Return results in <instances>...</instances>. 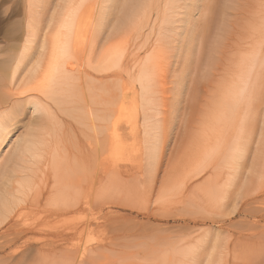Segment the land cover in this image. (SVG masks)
I'll return each mask as SVG.
<instances>
[{
	"label": "bare ground",
	"instance_id": "obj_1",
	"mask_svg": "<svg viewBox=\"0 0 264 264\" xmlns=\"http://www.w3.org/2000/svg\"><path fill=\"white\" fill-rule=\"evenodd\" d=\"M51 1L48 3V0H25L24 42L18 52L7 54L8 56L6 55V58L0 61V70L4 71V73L0 71V114L6 116V120H0V127L6 123L8 128L7 137L0 139V264H48L50 259H53V264H61L62 247L79 238L81 226L92 223L95 225L101 218L103 209L96 210L97 194L110 195L111 189L120 184V181L119 183L116 181L115 184L106 164L100 172H95L94 166H88L85 171L82 169L85 179H82L79 174L77 177L76 169H68L67 172L64 169H57L52 189L44 206H38L43 208V217H41L43 220L20 228L19 221L22 216H25L23 212H27V206L32 204L29 194L39 184L36 178L44 174L51 165L58 167L59 114L69 116L76 125L81 126L82 129L85 128L81 129L82 134L85 135L86 130L93 133L92 139L88 138L85 144L90 147L83 153L90 158L93 156L94 162L98 160L104 162L108 158L106 155L112 156L116 149L113 148L112 141H106V137L96 138L95 134L107 133L110 112L114 108L116 98L128 97L130 92L133 93L127 83L119 87L122 75L126 73L130 81L134 77L139 89L135 99L132 98V100L142 113L144 157L141 161L144 160L148 166L153 165L158 158L156 153L157 145L159 146L158 139L156 140L158 129L155 121L156 105L155 99H152V96L156 94L155 87L164 88L166 82H171L172 86L175 84V87L173 86L175 92L171 97L173 103L186 79L181 69L179 70L180 63L177 64L178 52L172 54V50L175 49L174 46L180 37L185 42L183 46H186L194 41L192 36H196L193 33L194 27L190 29L192 25L188 19L189 9L195 0H186L184 4L181 0ZM188 5L191 7L189 8ZM232 8L230 4L222 8L223 23L221 27L218 26L220 28L217 27L214 30L216 31L214 34L212 31L216 26H213V29L212 26H207L202 39L195 41V45L191 44L193 51L191 46L188 48L192 51L194 60V66H191L198 71V74L201 70L200 78L204 82L202 95V89L198 87V84L196 85L197 80H195L199 77L194 73L196 78L192 82L196 88H193L195 91L193 90L194 93H192L193 119L195 120L193 138L197 135L207 138L210 142L214 140V144L212 142L207 144L204 143L207 140L201 138L203 141L201 145L207 144V147L203 146L206 148L205 153H203L204 148L201 147V153L206 154L205 158L201 153V155L196 154L200 149L199 141L196 142V146L199 144L198 148L193 143L192 151L195 152L193 154L198 156H196L197 159L191 156L194 159L191 160L192 162L203 161L200 158L198 160L199 155L201 158L209 159L210 152H214L212 157L215 156L216 160L212 161L213 165L207 174L215 175L219 179H204L203 185L199 187L202 192H200L201 195L198 193L200 195L197 198L198 201L194 199L195 204H189L201 207L203 210L204 208H214L213 211L218 209L222 213L228 212V207H231V211L229 209L230 213L226 215L214 213L215 217L208 214L211 213L208 210H204L206 215L203 211L200 213V208V212H197L201 215H197V212L193 213L191 208L185 209L192 211L189 216L178 213V210L177 213L167 212V214L150 212L147 218H154L156 221L183 218L185 225L190 222L197 225L209 224L206 230H202L180 246L177 244V248L176 246L167 248L162 244L167 249L162 250L161 253L165 252V256L170 255L164 258V255L160 256L161 254L158 253L160 257L158 261L161 262L164 258L162 261L164 264H189L190 261L193 264H219L223 253L226 255V251L223 252V250L228 246H224L225 244L222 243L224 240L222 241L220 234L226 227L232 225L235 227L239 223L233 222L234 215L241 216L247 213L246 217L248 215L256 223L264 220V209L255 206L258 204L255 198L254 202L249 199L252 206L248 207L250 204L247 201H244L247 202L246 204L243 202V206H239L240 200L247 198L242 194L248 192H246L248 181H250L248 179L264 178V5L257 4L254 9L257 8L259 11L256 10L254 15L253 10H248L249 7L247 11L243 8L244 12L241 14L244 15L247 12L243 25L242 23L235 24L236 26L230 25L231 29L226 32V25L228 26L230 19H233L231 18L233 14L230 16L229 12ZM241 14L239 15L242 16ZM217 23L214 21V24L219 25ZM147 31V38L155 34L159 41L169 39L167 42L170 43L173 64V67H169V72L165 70L162 62H157V60L162 61L163 56L159 55L157 60L152 56L151 48H154L157 40L150 41L152 46L146 51L143 59L139 60L140 55L137 59L136 55L145 46L137 42V39L144 36ZM118 38L121 39L118 40ZM130 42L129 50L124 49L121 53L114 52L117 44L126 45ZM181 45L179 47H183ZM132 55L135 64L128 65L127 59ZM124 57L126 62L121 66ZM188 60L191 61L190 56L186 59ZM114 66L117 68L114 69ZM170 75L171 80L167 79ZM186 76L189 78V75ZM166 98L168 102L170 95H166ZM202 99L205 100L204 105L208 104V101L212 104L213 112L209 111L210 114L208 112L206 114L208 109L203 111L208 115V120L203 116L204 114H202L204 119L200 120L198 117L201 114H199L200 111L198 112V105ZM29 108L34 115L25 122L21 134L13 139L15 127L21 121L22 114ZM201 127L203 130L200 131ZM209 144L214 148L208 150L207 154V149L212 147ZM83 145L80 144L79 149L82 150ZM109 146L112 150L108 153ZM196 148L198 150H194ZM190 162L188 164L192 166L198 164ZM199 163L201 165V162ZM198 167L204 172L207 171L204 170L206 168H201L202 165L198 164ZM194 169L192 173L196 174L198 171L195 169V172ZM89 170L91 173H88ZM82 171L79 170V173ZM97 173L102 178L101 188L96 187L99 176ZM81 179L84 181L82 182ZM192 187L189 186V188ZM128 189L130 190V187L126 190ZM261 189L264 190V187L262 186ZM135 192L132 191V194L131 190L122 191L117 198L111 199L110 196V201L103 202V206L107 210L112 207L111 205L129 207L134 210L139 206L136 202L140 200L137 195H134ZM194 192L193 194L197 193V191ZM154 200L153 203L158 201ZM140 201L143 202L142 198ZM135 204L137 206H134ZM82 209L86 211L81 212ZM115 214H119L117 218L123 220L129 218L111 210L102 218L116 217ZM216 217L221 220H216ZM16 226L19 228L15 229ZM168 229L165 227L164 230ZM260 235L264 236L262 232ZM249 238L247 237V240H250ZM159 244L157 243V246ZM174 245L169 244V246ZM157 250L159 251V248L150 252L149 255L153 253L155 255L149 258L153 260L155 256L156 259Z\"/></svg>",
	"mask_w": 264,
	"mask_h": 264
},
{
	"label": "rangeland",
	"instance_id": "obj_2",
	"mask_svg": "<svg viewBox=\"0 0 264 264\" xmlns=\"http://www.w3.org/2000/svg\"><path fill=\"white\" fill-rule=\"evenodd\" d=\"M50 1L51 0H48V3ZM52 1H58V0H52ZM186 2H187L186 0L183 1L181 0L182 4ZM227 2H229V0H199V1L195 0L194 2L195 4L193 3L192 4L193 6L192 7L190 6L191 8L188 5V7L190 8L189 9L190 16H188L189 17L188 19L189 22L191 23L190 25H192L190 29H193L194 27V31L193 30L192 31L196 36H192L194 41L192 42L190 41L191 43L187 44L188 47L187 45L183 46V43L185 42L183 38L180 37L176 45L174 44L176 50L175 49L172 50V54H175L174 52H178L179 56L177 55L178 58L177 57L176 58L180 62L176 58H174V60L178 61L177 64L180 63L182 65L181 66L180 64H178V67L180 66L179 70L181 69L182 75L185 76L186 79L184 80L185 83L183 87L180 88L179 90L180 92L179 91H178L179 93L177 92L178 96L176 95V98L173 100V103L171 102L172 101L171 97L175 92L174 90L175 84L173 85L174 86L173 87L171 82H166L164 88L156 86L155 87L156 94L152 96V99H155L156 112H157L155 121L158 126V129L156 131V140L158 139L157 140L158 142L157 141L156 142L159 144V146L157 145L158 154L156 153V157H158L159 159L158 158L155 159L156 163L154 162L153 165L148 166L146 165L144 160L141 161V158L144 157L143 156L144 145H143V136H142L143 132L141 129L142 113L140 108L139 107L137 108V106L133 103L132 100V98L135 99V94L136 93L138 94V89H139V86L135 81L134 77L133 80L130 81L128 80L126 73H124L125 75L124 74L122 75V78L119 80L120 83L119 87L121 88L123 87V83H127L128 85H130L133 93L130 92V96L128 97L118 96V99L116 98L114 103V108L110 112L109 129L107 133L101 135L95 134L96 138L106 137V141H112L113 148L116 149V152L112 156L106 155V157L108 158L104 162H102L101 160H98V162H94L93 156L92 158H90L88 155L83 153L87 148L90 147V145H85V144L88 138L92 139L91 136H93V133L86 130V134L85 135L82 134V130H84L85 128L82 129L81 126L76 125L75 121L71 119L69 116L65 114H59L58 118L61 124L59 123L57 127L59 132L58 135L60 138V142L58 143V151L60 153L59 161L57 163L58 167L57 168L52 167L51 165L50 168L46 169L44 174H41L38 176V178H36L38 180L37 184L38 182L39 184L36 185L29 194V198L32 201L31 205L33 206L28 205L26 210L27 212L25 211H24L25 213L23 212L25 216H22V218L19 221L20 228L23 226L26 227V225L29 226L35 224L43 220V218L41 220V217H43L42 216L43 208H40L38 206L39 205L41 207L44 206L43 204H45V200L52 189V185L56 177L57 169H61V170L64 169V171L66 172L68 171V169H76L78 172L77 177L79 174V176H81V178L83 179L85 177V175H83L84 171L87 169L88 166H94L95 172L96 171L100 172V170L103 167H105L104 164H106L108 165V170L111 171V176L113 181H115V184L116 181L117 183H119L118 181H120L119 186L121 185L120 187L115 186L114 189H111L110 195H108L107 193L106 194L99 193L97 194L98 196L96 195L97 196L96 210L103 209V214L100 216L101 218L99 219L98 222L95 223V225H93L92 223L87 226H83V227L81 226L79 229L80 232L79 238L76 241L70 244H65L62 247L63 257L61 260V264H89L90 262H93L94 264H112V263L130 264L131 262L133 264H153V263L157 264V262L160 261V257H158L159 254H161L160 256L164 255V258L170 256V255L165 256L164 254L165 252L161 253L162 250L175 247L177 244L180 246V244L184 243L185 241H188L191 237L196 236L202 230H206V228L209 227L208 223L197 225L190 222L188 223V225H185L186 222H184L183 218H170V219H162L156 221V219L154 218L148 219L147 216L150 212H154V211L160 214L163 213L167 214V212L177 213L176 211L178 210L179 211L178 213L185 216H189L192 211L193 213H196L197 211L200 212L199 210L201 209V207H198L196 205H191L189 203L195 204L194 202L198 201L197 198L198 196L201 195L200 192H202L201 190H199L201 188L200 186L203 185L206 178H212V180L213 179L219 180L217 177H215V175L209 176V174H207L210 167L213 165L212 161L216 160L215 156L212 157V154L214 155L215 153L210 152L211 153L210 156L211 158H209L210 160L208 158H206L207 160L204 159L206 157L205 156L206 154L205 155L203 154L206 151L205 147H207V144L211 142L212 144H214V140L212 139L210 142V140H207V138H203V136L198 137L197 135L196 137L194 136L195 138H193V134H195V131L193 132V130H195L193 124L195 120L193 119L194 97L192 93H194L195 89L193 88H196V86L194 87V82H192V80L194 81V79L196 78L195 74H197L199 78L195 80H197L196 85L198 84V87H200V89L203 88L204 82L200 78L201 70H200V74H198V71H196V69L193 67L194 60L192 58L193 56L191 55L193 51L191 44L195 45L196 44L195 41L198 40L200 41V39H202V36H204V32H206L205 30L207 26H212V29L213 26H216V28H214L212 31L213 34L216 32L214 30H216L218 26L220 27L222 26L223 23V20L221 21L222 12H223L222 8H224L225 5L230 4L231 7H233L232 9H229V12H230V16L232 14L234 15L231 16V18L233 17V19H230L231 20L230 22L233 21V23L228 22V26L226 25L225 27L226 32L227 30L231 29V26H236L235 24L242 23L243 25L244 16L247 13L246 9H248V7H249L248 9L249 11L253 10L252 14L254 15L255 14L254 12L259 11L257 10V8H256L257 11L254 9L256 5L257 4L261 6L264 5L263 0H241V1L230 0L229 3ZM235 3L236 5H234ZM24 6H25V0H0V61L6 58L7 54L10 55V53L18 52L20 46L24 42L23 41L25 39L24 24L26 21ZM243 8L246 10L245 11L246 13L244 15L241 14L244 12ZM212 13L214 15H212ZM239 14H241L242 16H240ZM240 18L241 19L243 18L242 22ZM214 21H216V23L219 22L217 23L219 25L214 24ZM211 23H213L214 25H212ZM147 34L148 31L145 32L144 36H140L137 39V42L145 45L136 55L137 59L139 55H140L139 60L143 59L146 51L152 46L151 42H155V40H157L154 48L153 47L151 48L152 56L156 60L159 57V55L163 56V60L162 61L157 60V62L158 63L162 62L164 64L165 70L169 72V67H173L170 43H168L169 39L167 40L168 42L166 40L159 41L158 39H156L155 34L150 35L149 38L146 37ZM119 39L121 38H118V40ZM178 43L179 44L181 43L182 45L181 44L180 45L183 47H179L180 45H178ZM130 45L131 42L127 43L126 45L117 44V48L114 50V52L121 53L124 49L129 50ZM189 46H191L192 51L188 50ZM187 52H189L190 54L189 53L187 54ZM188 56H190L191 58L190 62L189 60L186 61ZM133 59H134L133 55L130 58L128 57L127 59L128 65L135 64ZM125 62L126 61L124 57L121 61V66L125 64ZM185 65L187 66L184 67ZM182 67L184 70L182 69ZM202 67L203 65H201V68ZM116 68L117 66H114V69ZM0 71L1 73H4V71L2 70ZM186 75H189V78H186L187 77ZM169 78H171V75L167 79ZM199 80L201 81V83ZM202 91L203 89L201 90V94L203 95ZM168 94L170 95V99L167 102L166 95ZM203 100L204 99L200 100L198 105L199 106L198 112L200 111L199 114L201 113L200 114L201 116L200 115L198 116L200 120L204 119V117L207 119L208 115L206 114H208L212 108V104L210 103V101L207 102L208 104L204 105L205 100L204 101ZM209 103L210 106L207 107ZM172 104H174V106ZM200 108H202V110ZM203 111H206L205 112L206 114ZM202 114H204L203 115L204 117L202 116ZM33 115L34 114L31 113L30 108L27 110V112L22 114L20 118L21 121L15 127V131H14L15 137L13 139H15L18 135L21 134L26 124L25 122H27L29 117ZM94 123H98V121H94ZM201 129L202 127L200 128V131ZM201 135L204 134L201 133ZM201 138H203V140L208 141V142L204 141V143H207L206 145L204 144L205 147H203L204 145L203 146L201 145L203 142ZM194 139L196 141H194ZM197 141H199L200 143V145L198 144L200 147L197 145L200 148L199 149L200 151L197 149L198 147L196 146ZM193 143H195L194 145L197 147L194 150H198L196 154L201 153V147L204 148L203 149L204 152L201 153L203 154L202 156L204 158H201L200 157L201 154H200L198 160L199 158L203 160V161L199 160V162H201L202 165L201 168H206L204 169L207 170L205 172L202 171L200 167H198V164L199 166H201L198 161L192 162V160H194L192 158L198 156V155L194 156L193 154L195 153L192 151ZM80 144L82 145L84 144L82 146V150L79 149ZM211 146L212 147L208 146L209 148L207 149L206 152L207 154L209 153L208 150L214 148L213 145ZM111 150L112 148L109 146L108 153ZM212 158L214 159L211 160ZM48 159H50V157ZM190 161L192 162V164L195 163L198 164L193 165L194 166L193 167L191 164H188V162ZM190 168L193 169L195 168L198 171L196 174L199 173V175L196 176V174H193L194 173L193 169ZM198 168L201 171L198 170ZM82 169L84 171H82ZM195 169L194 171L196 172ZM79 170H81L82 172L79 173ZM114 170L116 171L114 172ZM189 171L190 173H188ZM88 173H91V170H89ZM88 173H86V175ZM97 175L99 176H98V180H96V187L101 188L102 181L100 180L102 178L100 174L97 173ZM248 180H250L248 181V186H247L248 188H246V192L247 191L248 192L247 194L244 195L242 194L243 197L247 196V198L246 199L245 197L242 198L243 199L242 201L238 198V200H240L239 206L240 207L241 205L243 206L244 201H247L249 203V199H251L252 202H254L253 199L255 198L254 200L258 202V204H256L255 206L260 208L262 207L261 209H264V190L261 189L262 186L264 187L263 184L264 178L254 177L253 179H248ZM83 181L84 180H82V182ZM113 181H112V185H113ZM175 182H177V184H175ZM183 183L185 186L183 185ZM260 183L263 185H261ZM189 186L191 187L193 186V187L189 188ZM125 187L126 189L130 187L131 193L132 191L133 192L136 191L135 192L136 194L134 195L135 196L137 195V197H139L140 200L142 198L143 202L137 199L138 201L135 202L139 206L135 204L134 206L137 207L134 210H132L129 207L126 208L118 205H111L112 207H110L109 210H107V208L103 206L104 203L110 201L111 198L114 197L117 198L119 196L118 194H121L122 191L129 192L130 190L124 189ZM116 190L118 191L116 192ZM194 191L195 192L197 191V193L193 194ZM198 193H200V195ZM145 195L146 197H143ZM37 200L39 201L38 203ZM153 200L154 201L158 200V201L153 203ZM247 202L244 203L246 204ZM252 205L250 204L248 205V207ZM148 208L149 210H147ZM188 208H191L192 211L185 210ZM213 209L214 208H207V209L204 208L205 211L207 210L208 212L211 211V213L210 212L207 213L210 214L212 217H215L214 213H216V215L222 213L221 210L220 212L218 209H215L214 211ZM229 209L231 211V207H228L227 209L228 212L224 211L225 213L222 214L225 215L229 214L230 213ZM110 210L115 213L123 214L126 217L129 216V218L123 220L122 218H117L119 214H115L116 217L112 216L109 217L108 219H103L102 217H105L106 213ZM182 210L185 211L181 212ZM204 210L201 209L200 213H202V211L205 213ZM84 211H86V209L81 210V212ZM198 212L197 215H201ZM246 214L241 216L234 215L233 218L231 216L233 222L235 221L239 222L236 224V226L237 225L238 226L237 227L236 226L234 227L233 225L228 226L224 229V232L222 231V233L220 234L222 241L224 240V242L222 243L225 244L224 246L226 245L228 246H226V249L223 250V252L226 251L225 253L226 255H224L223 253L222 261H220L219 264H264V236L260 235L261 232L264 235V220H262L259 223H256L248 215L246 217ZM219 217L218 218L216 217L217 218L216 220H221ZM19 226L18 227L16 226L15 229H18ZM165 227H168L169 229L164 230ZM161 228L163 231L161 230ZM247 237L248 238L250 237L249 238L250 240H247ZM157 243L160 244L157 246ZM162 244L166 245L167 248L165 246L163 247ZM169 244L171 245L175 244V245L169 246ZM158 248L159 251L157 250L155 252L157 253L156 254L157 258L155 259V256H153L154 257L153 260L149 258L151 255L154 254L153 253L149 255V253L154 252ZM12 250H15V248H12ZM164 258L162 259L164 260ZM150 260H152L153 262ZM161 262H159V264H164L163 262L162 263ZM48 264H53V259L48 260Z\"/></svg>",
	"mask_w": 264,
	"mask_h": 264
},
{
	"label": "snow or ice",
	"instance_id": "obj_3",
	"mask_svg": "<svg viewBox=\"0 0 264 264\" xmlns=\"http://www.w3.org/2000/svg\"><path fill=\"white\" fill-rule=\"evenodd\" d=\"M0 120H6V116L3 114H0ZM8 135V128L7 124L5 123L4 126L0 127V139L6 138ZM189 264H193V262H189Z\"/></svg>",
	"mask_w": 264,
	"mask_h": 264
}]
</instances>
